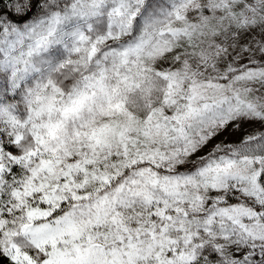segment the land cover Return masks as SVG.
<instances>
[{
    "label": "snow or ice",
    "instance_id": "snow-or-ice-1",
    "mask_svg": "<svg viewBox=\"0 0 264 264\" xmlns=\"http://www.w3.org/2000/svg\"><path fill=\"white\" fill-rule=\"evenodd\" d=\"M0 264H264V0H0Z\"/></svg>",
    "mask_w": 264,
    "mask_h": 264
}]
</instances>
